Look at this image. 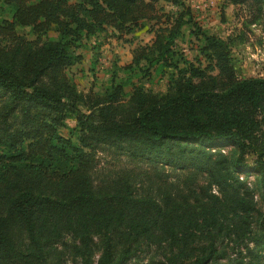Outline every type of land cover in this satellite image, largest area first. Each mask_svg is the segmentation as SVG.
I'll use <instances>...</instances> for the list:
<instances>
[{"label": "trees", "instance_id": "obj_1", "mask_svg": "<svg viewBox=\"0 0 264 264\" xmlns=\"http://www.w3.org/2000/svg\"><path fill=\"white\" fill-rule=\"evenodd\" d=\"M2 2L0 264H264V76L237 75L230 39L186 0ZM140 29L121 68L163 91L138 79L126 95L116 71L77 88L68 68L89 38Z\"/></svg>", "mask_w": 264, "mask_h": 264}, {"label": "rangeland", "instance_id": "obj_2", "mask_svg": "<svg viewBox=\"0 0 264 264\" xmlns=\"http://www.w3.org/2000/svg\"><path fill=\"white\" fill-rule=\"evenodd\" d=\"M186 2L190 5L195 20L202 28L209 33L230 39L231 55L239 77L264 76V10L259 13L257 9L247 3L232 4L227 0H186ZM255 15H257L256 19ZM0 16L10 17L8 6L2 0H0ZM189 30L190 25L184 26L185 35L177 39V44L187 58L193 59L197 50L194 39L192 36H188ZM17 31L27 38L35 37L27 27H19ZM48 35L55 36V33L49 31ZM127 37H130L132 41L101 35L96 39L101 41V45L95 50L91 46L94 41L92 37L79 48L82 53L81 61L68 68V74L78 89L102 91L108 84V78L113 71H116L121 79H126L124 87L126 95L131 90L132 82H138V79L144 80L137 70L130 72L121 66L130 61L132 47L139 41H146L149 34L140 29ZM143 85L153 91H163L166 87L165 81L159 79L158 76L144 80ZM73 124V119H67V126ZM60 131L65 135L68 133L66 127L61 128ZM229 148L228 146L224 147L225 150ZM99 156V165L134 166L135 170L141 167L133 165L124 157L115 161L105 153H101Z\"/></svg>", "mask_w": 264, "mask_h": 264}]
</instances>
